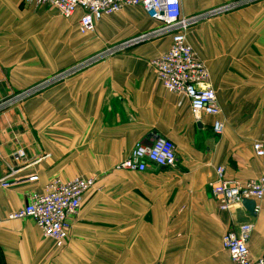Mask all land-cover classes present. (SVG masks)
<instances>
[{"label":"crops","instance_id":"1","mask_svg":"<svg viewBox=\"0 0 264 264\" xmlns=\"http://www.w3.org/2000/svg\"><path fill=\"white\" fill-rule=\"evenodd\" d=\"M241 2L228 17L186 31L209 70L216 116L195 118L188 99L158 80L150 62L168 49L170 36L126 46L0 115V264H232L221 238L245 223L253 225L250 258H264V199L250 214L242 204L220 209L212 194L219 165L232 181L264 175V154L256 156L252 149L260 142L264 150V0H180L185 15ZM15 14L0 13V33L22 25ZM79 14H19L50 20L53 33L68 40L52 60L37 51L18 64L15 53L24 57L34 48L12 47L9 35V44L0 47V99L17 85L38 81L83 53L158 22L140 5L125 6L96 21L94 35L82 36ZM193 33L200 34V47ZM215 118L223 123L221 135L212 131ZM152 136L175 144L173 167L115 168L137 141L148 145ZM17 148L25 151L21 163L12 159ZM75 176L96 180L70 217L61 245L44 236L32 218L8 217L32 193L44 192L51 179Z\"/></svg>","mask_w":264,"mask_h":264},{"label":"built area","instance_id":"2","mask_svg":"<svg viewBox=\"0 0 264 264\" xmlns=\"http://www.w3.org/2000/svg\"><path fill=\"white\" fill-rule=\"evenodd\" d=\"M25 1L35 5H50L66 18L79 12L78 29L83 34L93 32L95 22L104 15L115 13L125 6L140 5L150 18L160 22L163 29L170 31L171 43L168 49L150 62L163 87L169 92L184 95L195 118L200 114L216 116L219 113L216 93L209 83V70L187 41L185 31L192 19L182 16L180 0ZM117 47L119 45L108 48L114 50ZM212 131L216 135L223 132V123L218 118L212 122ZM252 147L256 156L264 154L260 142H254ZM12 159L16 163L23 162L26 159L24 149L17 148L12 153ZM176 161L175 144L170 139L157 137L150 145L137 141L129 155L117 163L115 168L144 171L150 163L168 168L173 167ZM215 172L217 183L212 187V194L218 199L220 209L226 210L234 205H240L243 199H253L255 202L264 199V175L238 182L226 179L221 165L216 167ZM35 178L33 176L29 179ZM95 180V177L83 176L67 180L53 178L46 185L44 192L32 193L28 202L22 208L11 212L8 217L32 218L44 236L61 245L68 233L70 217L78 211L83 193L94 185ZM2 185L8 186L10 183L5 182ZM257 209L258 206L255 204L254 211ZM252 227L251 223H245L237 232L230 230L222 235V246L228 250L232 264H264V258L256 260L250 258L248 240Z\"/></svg>","mask_w":264,"mask_h":264},{"label":"rangeland","instance_id":"3","mask_svg":"<svg viewBox=\"0 0 264 264\" xmlns=\"http://www.w3.org/2000/svg\"><path fill=\"white\" fill-rule=\"evenodd\" d=\"M256 1L258 0H252V2L254 3ZM241 4L245 3H225L210 9L211 11L206 13H193L189 15H185L182 13V16L184 18L187 17L192 19L191 22L189 21V25L187 26L186 31L189 32L191 28L198 26L199 24L200 26L212 25L214 18L228 17L231 9H233L236 5ZM0 13H17L14 15V19L19 18V20L23 21L18 30L14 28V32H8L6 34L0 33V47H6L9 44V35H11L13 36L11 44L12 47L20 46L21 48H34V50L29 51L32 54H27L24 57L17 56L19 52L15 53L14 57L17 58L14 59L20 60L17 62L18 64H20L21 61H30L31 59L36 57L37 51L39 55H44L47 60H52L56 56L55 50L61 46L64 48V43H66V40H68L67 38H64L62 34L59 37L53 33V23L50 20L44 19L43 21L40 18H33L29 20L23 19L24 17L21 15L19 16L20 13H58L56 9L52 8V6L50 5H31L25 0H13L12 2L3 0L2 2H0ZM62 25H64L63 21ZM21 29L24 30L20 31ZM82 34H77L76 38L82 36H90L93 34V32L85 33L83 35ZM168 36H170V31L168 29H163V25L157 22L156 26L152 29H149L143 33L133 35L132 37H129L128 39H125L123 41L119 40V42L117 41V43H115L114 45H110L109 48L115 45H119V47L115 48L114 50H109L108 47H105L103 49H97L89 51L87 53H83L72 63L58 69L53 73H49L48 75L46 74L38 81H33L32 83H29L28 85H25L23 87L21 86L24 84L17 85L8 93V95L0 99V115H5L6 111L12 108L20 107L21 104L27 99L41 94L43 91L51 89L55 84L67 80L69 77L74 76L76 73H79L80 71L97 63L101 59L113 56L114 54L123 51L126 46L134 45L147 40L152 41L155 39H164ZM193 36L195 39H197V45L200 47V34L193 33ZM129 39L131 40V42H127ZM65 49L68 50V46ZM57 52L59 54L61 53V50L59 49ZM78 52L76 51V53Z\"/></svg>","mask_w":264,"mask_h":264},{"label":"water","instance_id":"4","mask_svg":"<svg viewBox=\"0 0 264 264\" xmlns=\"http://www.w3.org/2000/svg\"><path fill=\"white\" fill-rule=\"evenodd\" d=\"M155 138H157V136H152L150 139H148V141H147L148 145H150L152 140L155 139ZM241 204L245 207V209L250 214H254L255 200H253V199H243Z\"/></svg>","mask_w":264,"mask_h":264},{"label":"bare ground","instance_id":"5","mask_svg":"<svg viewBox=\"0 0 264 264\" xmlns=\"http://www.w3.org/2000/svg\"><path fill=\"white\" fill-rule=\"evenodd\" d=\"M223 129H224V127H223ZM223 133V132H222Z\"/></svg>","mask_w":264,"mask_h":264}]
</instances>
